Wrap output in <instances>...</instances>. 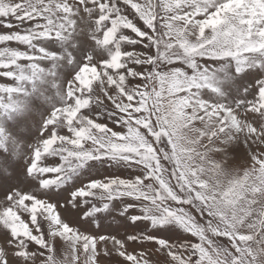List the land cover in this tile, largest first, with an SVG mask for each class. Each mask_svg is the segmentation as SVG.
Masks as SVG:
<instances>
[{"label":"snow or ice","instance_id":"snow-or-ice-1","mask_svg":"<svg viewBox=\"0 0 264 264\" xmlns=\"http://www.w3.org/2000/svg\"><path fill=\"white\" fill-rule=\"evenodd\" d=\"M0 264H264V0H0Z\"/></svg>","mask_w":264,"mask_h":264},{"label":"rangeland","instance_id":"rangeland-1","mask_svg":"<svg viewBox=\"0 0 264 264\" xmlns=\"http://www.w3.org/2000/svg\"><path fill=\"white\" fill-rule=\"evenodd\" d=\"M0 31H3V29H0ZM0 82H5L3 79H0Z\"/></svg>","mask_w":264,"mask_h":264}]
</instances>
